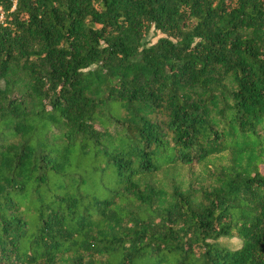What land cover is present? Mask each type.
<instances>
[{
  "label": "trees",
  "instance_id": "1",
  "mask_svg": "<svg viewBox=\"0 0 264 264\" xmlns=\"http://www.w3.org/2000/svg\"><path fill=\"white\" fill-rule=\"evenodd\" d=\"M0 264H264V0H0Z\"/></svg>",
  "mask_w": 264,
  "mask_h": 264
},
{
  "label": "rangeland",
  "instance_id": "2",
  "mask_svg": "<svg viewBox=\"0 0 264 264\" xmlns=\"http://www.w3.org/2000/svg\"><path fill=\"white\" fill-rule=\"evenodd\" d=\"M163 37L159 32L154 31L153 29L149 32L145 39V43L147 45L154 44L159 38ZM175 176L178 178H182L185 176L183 171H177L174 173ZM218 244L222 247L228 248V249H236L240 246V241L238 239L232 238L227 239L223 238L217 241Z\"/></svg>",
  "mask_w": 264,
  "mask_h": 264
}]
</instances>
